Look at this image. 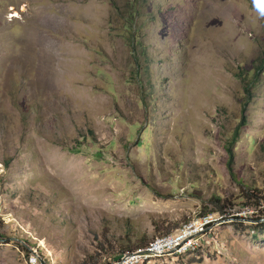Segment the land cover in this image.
Segmentation results:
<instances>
[{
    "label": "rangeland",
    "instance_id": "374dc122",
    "mask_svg": "<svg viewBox=\"0 0 264 264\" xmlns=\"http://www.w3.org/2000/svg\"><path fill=\"white\" fill-rule=\"evenodd\" d=\"M137 1L0 0V264L107 263L215 197L144 264H264V0Z\"/></svg>",
    "mask_w": 264,
    "mask_h": 264
},
{
    "label": "built area",
    "instance_id": "2783aa9c",
    "mask_svg": "<svg viewBox=\"0 0 264 264\" xmlns=\"http://www.w3.org/2000/svg\"><path fill=\"white\" fill-rule=\"evenodd\" d=\"M225 216L226 212L204 213L184 223L174 232L155 237L142 248L134 252L120 254L113 261L103 264H144L168 255L180 256L194 253L200 247L202 239L208 231ZM27 264H44V261L34 253L29 257Z\"/></svg>",
    "mask_w": 264,
    "mask_h": 264
},
{
    "label": "trees",
    "instance_id": "16d2710c",
    "mask_svg": "<svg viewBox=\"0 0 264 264\" xmlns=\"http://www.w3.org/2000/svg\"><path fill=\"white\" fill-rule=\"evenodd\" d=\"M137 3H138L137 0H131V5L127 6V11H128L127 15L130 14L132 17H134L135 15H137V16L139 15V13H140L139 12V6L137 5ZM129 22H130V20H129ZM131 38H132V45H133V42H134L133 40H135L134 38H136V35L133 34L131 36ZM251 81L252 82L256 81V74L253 75ZM243 124L244 123L241 120L240 125L242 126ZM231 142L232 143H235L236 142V131L233 134V137H232ZM213 204L215 206L214 207V210H211L210 212L225 213L226 210L232 208L231 201H228V200L225 199L224 202L221 203V201H220V199L218 197H215V200H214V203ZM261 212H263V211H261ZM262 218H264V213L262 214ZM171 232L172 231H166L163 234H159L158 233L159 235H157L156 237H161V236L167 235V234H169ZM145 244H146L145 241H142L139 244L133 243L131 240H128L125 243H122V242L119 241V246L121 248V251L119 252L118 255L123 254V253L134 252L137 249L142 248Z\"/></svg>",
    "mask_w": 264,
    "mask_h": 264
}]
</instances>
